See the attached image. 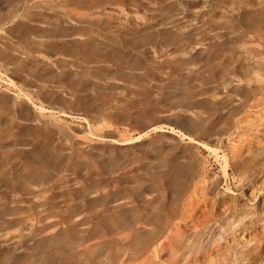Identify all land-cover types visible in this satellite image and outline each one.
<instances>
[{"label": "rangeland", "instance_id": "374dc122", "mask_svg": "<svg viewBox=\"0 0 264 264\" xmlns=\"http://www.w3.org/2000/svg\"><path fill=\"white\" fill-rule=\"evenodd\" d=\"M0 264H264V0H0Z\"/></svg>", "mask_w": 264, "mask_h": 264}]
</instances>
